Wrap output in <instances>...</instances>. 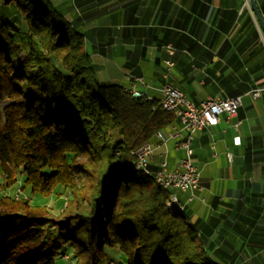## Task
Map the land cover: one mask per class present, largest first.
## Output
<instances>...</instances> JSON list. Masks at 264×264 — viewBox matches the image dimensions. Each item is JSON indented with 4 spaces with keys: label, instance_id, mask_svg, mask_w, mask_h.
<instances>
[{
    "label": "trees",
    "instance_id": "1",
    "mask_svg": "<svg viewBox=\"0 0 264 264\" xmlns=\"http://www.w3.org/2000/svg\"><path fill=\"white\" fill-rule=\"evenodd\" d=\"M0 3L26 20L19 29L0 15V187L71 192L62 218L0 195V264H58L60 250L74 264H110L112 251L119 264H221L182 208L165 205L168 190L128 165L135 146L175 122L159 97L97 82L83 34L52 1Z\"/></svg>",
    "mask_w": 264,
    "mask_h": 264
},
{
    "label": "crops",
    "instance_id": "2",
    "mask_svg": "<svg viewBox=\"0 0 264 264\" xmlns=\"http://www.w3.org/2000/svg\"><path fill=\"white\" fill-rule=\"evenodd\" d=\"M50 1L83 34L96 78L109 74L108 81L120 78L126 89L158 97L167 80L196 104L240 96L237 128L236 118L221 114L194 134L202 190L192 199L177 194L209 256L221 264H264V34L248 2ZM255 2L264 21V0Z\"/></svg>",
    "mask_w": 264,
    "mask_h": 264
},
{
    "label": "built area",
    "instance_id": "3",
    "mask_svg": "<svg viewBox=\"0 0 264 264\" xmlns=\"http://www.w3.org/2000/svg\"><path fill=\"white\" fill-rule=\"evenodd\" d=\"M166 63H170L166 61ZM135 81L144 84L142 76L134 77ZM132 96L146 95L135 85L128 89ZM159 103L167 110V103H174L181 107L179 121L171 123L166 130V137H159V131L154 136L135 146L131 151L129 164H138L152 168L158 178H165L168 185L174 186V194L177 191L187 192L188 199H192L195 192L203 188L200 181V170L195 164L192 155L193 149L191 142L197 130L215 125L219 121L221 114L227 119L236 118L232 124L237 128L241 124L238 116V108L241 105L239 95L219 98L207 96L199 103L189 101L185 94L178 88L172 86L164 80L158 87ZM257 94V92H254ZM147 98L151 96L146 95ZM169 144L175 149L184 150V155L169 163ZM229 160L230 155L228 154Z\"/></svg>",
    "mask_w": 264,
    "mask_h": 264
},
{
    "label": "rangeland",
    "instance_id": "4",
    "mask_svg": "<svg viewBox=\"0 0 264 264\" xmlns=\"http://www.w3.org/2000/svg\"><path fill=\"white\" fill-rule=\"evenodd\" d=\"M247 1V0H246ZM248 2V1H247ZM249 4V3H248ZM84 8V7H83ZM83 8L79 7L80 12L83 14V11H88V10H84ZM83 9V10H82ZM19 12V13H18ZM0 15L4 16V17H14L15 19H11L10 21L14 24V26L16 28L19 29H24L26 27V20L25 18L22 16L23 12H21L19 10V8L14 4H7V3H0ZM68 21H72L71 14H69L68 16H64ZM69 17V18H68ZM74 17V16H73ZM74 24V23H73ZM17 46V45H16ZM19 55H24L23 51H20ZM98 78H96L97 82H102V81H106V80H110L112 78H110V75H105L100 73L99 75L97 74ZM116 83H121V79L120 78H116ZM4 104V102H2ZM169 155L168 157H174V160H176L178 157L184 155V150L182 149H175L173 147H171V145L169 144ZM175 150H180L179 152H175ZM193 149V148H192ZM88 163L89 168H91V170H95L97 168V163L93 162L90 163V161H86ZM23 178V176L19 173L18 174V179L21 180ZM1 180V178H0ZM21 181H18L17 183H15L13 186H11L10 188H8L7 190H2V188L0 187V195L4 194V195H11L13 197H15L18 200H22L19 198H24L25 200L28 201V205L30 208H32L33 210H38L41 213L51 216L53 218H62L63 216H65L66 214L71 212V204L69 202V198H70V189L63 187L59 184H57L56 186H53L52 189H49L43 193H30L28 191V189L24 188L22 189L21 186ZM76 182V186L82 188L84 186V184L88 183V180L86 178H76L75 180ZM55 187V188H54ZM54 190V191H52ZM202 190V189H201ZM165 205L167 206V203L165 201ZM186 211V208H185ZM67 250L69 251L70 248H67ZM112 254L109 256V262L110 264H119L118 259L120 256H122L121 254H117V253H113V251L111 252ZM211 260H215V258L213 256H210ZM56 262L58 264H74L73 261V257L71 256V253H67L66 250H60V253L58 254V259L56 260Z\"/></svg>",
    "mask_w": 264,
    "mask_h": 264
},
{
    "label": "bare ground",
    "instance_id": "5",
    "mask_svg": "<svg viewBox=\"0 0 264 264\" xmlns=\"http://www.w3.org/2000/svg\"><path fill=\"white\" fill-rule=\"evenodd\" d=\"M167 111L171 112L174 115L175 121H179V116L181 114L180 106H176L174 103H167ZM159 137H166V130H159ZM128 165L132 168H135L136 170L143 172L146 175H150L152 178H154L155 182L161 186V188L168 190V197L166 199L168 207H174L177 209L182 208L181 204L179 203L178 196L174 194V186L168 185L167 182H165V178H158V175L152 168H148L138 164L128 163Z\"/></svg>",
    "mask_w": 264,
    "mask_h": 264
},
{
    "label": "water",
    "instance_id": "6",
    "mask_svg": "<svg viewBox=\"0 0 264 264\" xmlns=\"http://www.w3.org/2000/svg\"><path fill=\"white\" fill-rule=\"evenodd\" d=\"M249 5H250V8L252 9V12L254 13L255 15V18L258 22V25L260 27V29L262 30L263 34H264V21L262 19V16L260 14V11L256 5V2L255 0H247Z\"/></svg>",
    "mask_w": 264,
    "mask_h": 264
}]
</instances>
